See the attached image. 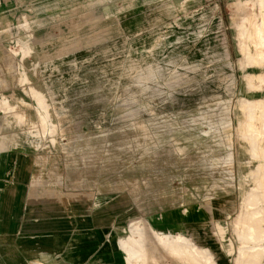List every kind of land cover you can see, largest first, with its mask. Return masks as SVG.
<instances>
[{"label":"rangeland","instance_id":"1","mask_svg":"<svg viewBox=\"0 0 264 264\" xmlns=\"http://www.w3.org/2000/svg\"><path fill=\"white\" fill-rule=\"evenodd\" d=\"M13 1L0 13V155L15 175L0 167V195L27 197L35 229L0 234V264H64L50 244L76 209L89 242L72 249L100 245L120 264L124 242L163 264L264 251L239 224L264 207V65L245 57L264 53V0Z\"/></svg>","mask_w":264,"mask_h":264},{"label":"crops","instance_id":"2","mask_svg":"<svg viewBox=\"0 0 264 264\" xmlns=\"http://www.w3.org/2000/svg\"><path fill=\"white\" fill-rule=\"evenodd\" d=\"M15 8L13 0H0V13L3 11H11ZM0 167L4 168L2 181H7V178L13 179L15 175L14 172V161L12 159H6L0 155ZM21 179H23L22 172L18 173ZM4 183L0 186V190H5ZM29 199L23 195H13V194H1L0 195V234L5 235V237L13 236L16 233H20V228H24V231L30 232L31 227L29 222L23 220L22 215L24 203L26 204ZM70 217L74 218L69 227L62 229L61 233L66 236L64 239H59L58 243H50V246L58 251L62 255V260L64 264H120L119 255L115 251L104 250L98 245L92 248L89 244V250L86 252H76L72 249L73 243L79 242V240H86L89 242V219L85 218L78 221V211L70 210ZM29 228V229H28ZM47 228L43 226V231ZM12 246L13 244H8ZM49 246V245H48ZM14 247V246H13ZM26 250V249H25Z\"/></svg>","mask_w":264,"mask_h":264},{"label":"bare ground","instance_id":"3","mask_svg":"<svg viewBox=\"0 0 264 264\" xmlns=\"http://www.w3.org/2000/svg\"><path fill=\"white\" fill-rule=\"evenodd\" d=\"M261 16H262V22L261 21L258 22L260 24L259 25L255 24L256 26L253 24L255 26V28L253 27L254 28L253 34L256 35V38L259 40V46L264 48V33H263L264 14H262ZM247 34L248 33H246L245 35H247ZM247 36H249V35H247ZM252 40H254V39H252ZM245 57L247 58V60L249 62H251L255 65L259 64V63L264 65V53L263 52L257 53L255 55H251L248 52V53H245ZM262 118L263 117H261V119ZM262 123H264V122H262ZM258 188H259L260 193L262 195H264V182H259ZM239 224L241 226L242 236H251L252 235L258 239L261 238V239H263V244H264V207L260 211H256L253 213L247 212V214L241 215L240 220H239ZM122 249L125 251V253L127 255L126 258H127L128 264H144L145 262H143V261H147V262L151 261V263H149V264H163V263L159 262L158 260H155V258L152 257L151 254L149 255V253L151 251L148 250L147 248H145L144 246H142L141 244L133 245V243H131V242H124L122 244ZM187 250L188 249L184 246H183V248L174 247L170 250V252L174 255L176 254L178 257H182L184 254L186 255L188 253ZM263 252L264 251L254 250V251H249V252H245V253H238V257L236 256L238 258V260L240 259L238 264H262L264 261V257H261ZM187 256H189V258L192 260V262L194 264H202V263H199L198 257L196 256V252L189 251ZM161 257L162 256H160V258ZM205 264H208V263H205Z\"/></svg>","mask_w":264,"mask_h":264}]
</instances>
